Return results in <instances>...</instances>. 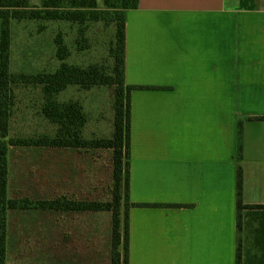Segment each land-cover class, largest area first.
<instances>
[{
    "label": "crops",
    "instance_id": "crops-1",
    "mask_svg": "<svg viewBox=\"0 0 264 264\" xmlns=\"http://www.w3.org/2000/svg\"><path fill=\"white\" fill-rule=\"evenodd\" d=\"M125 82L127 264H264V0H140L127 12ZM31 218L45 264H102L73 250L83 216Z\"/></svg>",
    "mask_w": 264,
    "mask_h": 264
},
{
    "label": "rangeland",
    "instance_id": "rangeland-1",
    "mask_svg": "<svg viewBox=\"0 0 264 264\" xmlns=\"http://www.w3.org/2000/svg\"><path fill=\"white\" fill-rule=\"evenodd\" d=\"M97 1L99 9H102L103 0ZM31 5L33 8H39L40 0H31ZM1 30L0 22V42ZM10 30L11 72L15 74L55 73L62 65L58 58L62 47H66L70 53L65 61L68 65L82 68L91 65H104L108 68L111 66L110 48L115 37L114 26L103 23L77 25L63 22L12 21ZM14 95L15 107L10 137L18 139L56 137L58 127L42 115V108L45 105L42 89L35 86H18L14 88ZM56 100L62 104L84 100L91 121L83 130L84 138L112 139L114 134L112 89L102 88L95 94H88L72 87L60 94ZM9 167V198L13 200L36 202L68 199L102 203L112 200L113 160L109 151L87 153L11 148ZM47 214L51 213L9 212L8 264H45V255L39 253L41 249L37 244L41 241L43 243L46 236L37 230L36 226L39 224L31 222V217ZM79 215L84 217L86 228L78 236L77 233H73L77 244L73 250L77 247L81 249L82 246L88 256L94 255L105 264L111 250V214ZM63 236L64 233H57L54 236L57 245L62 244ZM54 257L58 260L61 255Z\"/></svg>",
    "mask_w": 264,
    "mask_h": 264
},
{
    "label": "trees",
    "instance_id": "trees-1",
    "mask_svg": "<svg viewBox=\"0 0 264 264\" xmlns=\"http://www.w3.org/2000/svg\"><path fill=\"white\" fill-rule=\"evenodd\" d=\"M140 0H40L33 8L31 0H0V264L7 263L9 212L39 211L51 214L110 213V264H127L126 205L130 190L131 92L125 82L127 12L137 10ZM12 21L63 22L77 25L103 23L116 29L110 48L111 66L87 68L68 65L70 53L59 50L61 67L55 73L35 75L11 72ZM35 86L42 89L45 105L43 117L58 127L56 137L35 139L11 138V120L15 107L14 88ZM69 87L89 91L110 88L114 91V134L112 139H85L83 130L88 118L79 102L62 104L56 98ZM240 134V133H239ZM240 136V135H239ZM11 148L65 150L78 152L109 151L113 160L112 200L108 203L68 199L30 201L9 198V158ZM241 147L239 146V153ZM238 209L242 208V173L238 171ZM240 216V215H239Z\"/></svg>",
    "mask_w": 264,
    "mask_h": 264
}]
</instances>
